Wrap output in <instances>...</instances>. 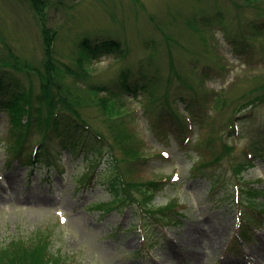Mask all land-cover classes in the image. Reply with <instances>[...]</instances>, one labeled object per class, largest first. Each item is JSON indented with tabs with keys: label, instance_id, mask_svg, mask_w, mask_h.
Segmentation results:
<instances>
[{
	"label": "rangeland",
	"instance_id": "rangeland-1",
	"mask_svg": "<svg viewBox=\"0 0 264 264\" xmlns=\"http://www.w3.org/2000/svg\"><path fill=\"white\" fill-rule=\"evenodd\" d=\"M47 4L46 21L58 32L54 49L60 61H74L84 36L115 38L127 47L124 55L113 52L86 59L89 80L107 85L125 101V118L144 153L133 164L134 177L165 180L151 205L177 199L181 215L159 223L143 219L131 204L105 213L93 208L116 195L110 187L112 159L104 150L99 154L76 148L72 153L60 150L54 140L55 162L31 167L9 161L7 147L14 136L10 116L0 104V246L41 229L50 236V249L75 264H264V214L258 224L246 225L243 236L241 208L227 196L235 184L229 160L222 158L208 169L217 176V185L209 175L191 173L194 164L221 149L217 138L207 143L209 135L229 128L233 105L219 110L216 95L221 93L229 102L264 80V0L257 3L261 14L248 6L239 17L228 0H47ZM4 43L28 61L41 62L39 27L28 0H0V51ZM168 47L176 69L189 74L187 81L196 91L176 86L174 78L170 85L168 99L186 119L184 132L163 115L169 114L167 110L158 116L159 104L151 102L148 93L157 84V94L163 91ZM121 72H126L125 80ZM17 77L23 86L30 84L27 77ZM126 81L130 91L122 88ZM76 84L82 87L84 82ZM5 98L0 96V101ZM91 122L104 129L97 118ZM233 127L223 139L234 146L233 156L252 160L241 177L254 180V187L261 190L257 201L264 205V161L243 152L251 141L264 138V102L240 108ZM85 143L91 146L89 140ZM84 172H93L94 180L82 190L78 179ZM195 227L204 229L207 239L186 238Z\"/></svg>",
	"mask_w": 264,
	"mask_h": 264
},
{
	"label": "trees",
	"instance_id": "trees-1",
	"mask_svg": "<svg viewBox=\"0 0 264 264\" xmlns=\"http://www.w3.org/2000/svg\"><path fill=\"white\" fill-rule=\"evenodd\" d=\"M228 1L236 9V17L240 16L239 11L242 8L248 6L253 7L257 14H261L257 6L259 0H242L240 3L237 0ZM28 2L39 27L43 56L39 64H34L17 54L8 43H4L5 49L0 51V96L6 97L0 101V104L10 116L11 131L14 136L7 147L10 157L8 160L13 159L20 165L31 167L43 162L47 164L55 162L51 152V144L54 140L59 144L60 150L72 153H75L76 148H90L99 154H102L103 150L107 151L112 159L110 187L116 195L111 201L94 204L93 208L105 213L113 207H126L131 204L138 207L143 219L150 217L159 223L178 220L181 214L177 199H171L168 203L157 207H153L150 203L165 180L163 181L162 178L141 180L134 177L133 164L141 160L144 153L139 143L142 141L137 139L125 118L124 99L107 85H99L89 80L92 75L85 65L86 59L113 52L124 55L128 51L127 47L115 38L90 39L84 36L78 42L79 53L74 61L71 63L60 61L54 49L58 32L46 21L47 0H28ZM205 19L208 20V18ZM187 22L191 28L197 30L193 22ZM155 26L163 31L159 25L155 24ZM165 39L168 41V36H165ZM168 49V70L163 91L157 94L156 89L159 90L157 84L148 93L151 97L150 101L155 105L159 104L158 116L163 114L162 111L167 110L169 114L163 115L173 119L184 132L186 119L179 115L177 105L168 99L170 85L174 78L178 81L176 86H185L194 94L196 91L193 83L187 81L190 78L189 74L176 69L174 57L169 47ZM18 74L27 77L30 84L23 86L17 77ZM120 75L124 80L127 77L126 72H121ZM77 82H84V84L80 87L76 84ZM145 87L146 85L143 84L142 90ZM122 88L126 91L132 89L128 81L122 83ZM101 93L104 96H101ZM227 100L218 93L214 104L219 110L233 105L232 114L228 120L229 128L216 136L209 135L207 140V143L212 144L217 138L221 149L212 154L211 158H202L194 164L191 173L193 176L209 175L214 178V185H217V176L214 173L209 174L208 169L219 163L222 158L226 157L229 160L230 173L235 184L232 193L227 196H231L241 208L239 220H241V233L245 236L246 225L258 224L259 218L264 214V205L257 201L261 190L254 187V180H242L241 172L253 162L246 155L233 156L234 146L224 141L223 133L230 134L234 130V119L240 108L264 102V80H260L257 85L247 89L237 98L229 102ZM187 110H191L189 105ZM91 112H96L97 116H92ZM94 117L104 127L103 130L101 126L93 125L91 119ZM219 129L220 127L215 128L212 133L216 134ZM33 134L37 137L31 138ZM87 138L91 146L85 143L88 141ZM250 145L243 152L264 161V138L260 141L258 139L251 141ZM54 154L57 156L59 153ZM97 163L95 160V165ZM93 180V172H84L79 176L78 185L80 188H87ZM245 206L248 210L243 208ZM143 234L145 235L144 232ZM0 264L75 263L59 251L53 252L50 249L49 234L38 229L30 236L13 238L0 246Z\"/></svg>",
	"mask_w": 264,
	"mask_h": 264
},
{
	"label": "bare ground",
	"instance_id": "bare-ground-1",
	"mask_svg": "<svg viewBox=\"0 0 264 264\" xmlns=\"http://www.w3.org/2000/svg\"><path fill=\"white\" fill-rule=\"evenodd\" d=\"M196 232H198L200 234V235L198 234L199 237L196 236ZM185 237L188 238V239H190V240L191 239L192 240H200V237L201 238H205L206 237V231L204 229H202L201 227H198V228L195 227V231H192L188 235L186 234ZM205 239H207V238H205Z\"/></svg>",
	"mask_w": 264,
	"mask_h": 264
}]
</instances>
